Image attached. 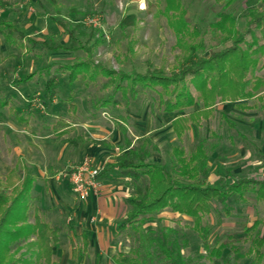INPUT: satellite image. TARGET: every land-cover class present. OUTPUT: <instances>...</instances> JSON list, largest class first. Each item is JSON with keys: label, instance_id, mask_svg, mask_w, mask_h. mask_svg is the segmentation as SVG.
Segmentation results:
<instances>
[{"label": "rangeland", "instance_id": "1", "mask_svg": "<svg viewBox=\"0 0 264 264\" xmlns=\"http://www.w3.org/2000/svg\"><path fill=\"white\" fill-rule=\"evenodd\" d=\"M182 2L191 25L201 30L195 37V41L200 43V54L207 55L211 49H220L232 42L234 36L227 33V29L222 31L213 24L222 11L235 15V26L244 33L243 40L255 42L253 36H257V44L264 43L259 29H255L254 34L245 33L248 11L253 7L263 8L264 0ZM164 4L165 0H0V19L11 21L25 34L42 41L33 44L15 32L18 43L10 45L0 34V193L9 196L8 202L26 197L30 223H34L39 214L62 225L63 231L60 241L54 246L53 255L59 264H116L112 255L119 251L131 252L136 241L130 228L119 230L117 227L123 219L121 217L115 221L113 232L116 234L110 243L90 244L88 241L87 248L72 256L73 247L82 249L85 240L77 233L76 224L79 220L84 224L101 223V215L87 209L88 212L84 211L79 216L71 205L83 199L72 189H66L62 182H54L58 191L55 196L50 192L52 184L43 178L35 181L29 193L27 188L22 189L21 183L27 173L24 165L39 175V167L30 162L48 161L61 152L60 142L66 137L48 136L54 132L52 124L58 117L93 124L92 135L100 132V126H111V120L119 125L118 120L128 118L129 129L141 134L136 140L138 145L132 148L147 147L153 152L147 161L170 168L177 166L174 146L184 148L189 154L196 144L203 142L209 152V175L213 174L211 179L205 176L209 183L237 182L243 177L264 179V100L244 99V105L240 107L244 114L240 118L234 119L231 114L219 111L207 120L203 119L200 125L191 122L184 134L178 137L172 126L175 113L163 110L158 89L138 84L132 91L130 79L121 78V72H144L148 62L171 73L184 58L186 52L176 45V35L162 13ZM77 11L85 13L82 19ZM132 13L136 14V24L120 27L121 17ZM89 17L92 20H88ZM59 21L64 22L66 28ZM226 26L232 25L228 22ZM68 30H73L75 37H71ZM96 39L100 43L93 45ZM132 40L135 45L130 52L128 45ZM243 40L241 45H244ZM83 46L90 47L91 54ZM257 56L259 63L247 77H264V53L259 52ZM88 57L109 68L110 74L99 75L95 81L87 82L81 78L70 82L69 70L59 71L54 67L56 64H74ZM53 74H56L54 92L47 94L46 82ZM117 83L122 87H117ZM191 90L197 96L198 92L192 85ZM114 100L118 102L114 103ZM73 102L74 109L70 107ZM199 107L201 103L197 99L193 108ZM229 108L225 106L226 112ZM74 136L69 135L72 143L73 140L78 142ZM124 146L128 145L121 143L120 148L111 145L104 159L95 160V163L101 164L104 172L113 171L111 164L115 158L127 152ZM16 166L11 177L10 171ZM116 173L119 172L116 170ZM11 180L19 182L18 189L12 190ZM146 181L145 176L140 179L141 183ZM243 191L241 196L238 192L231 194L226 203L229 213L225 211L227 206L214 202L213 210L203 219L207 229L205 236L198 233L192 217L170 209L148 218L144 228L157 233L166 226L171 228L173 231L168 236L170 239L176 237L181 244L185 264H211L210 249L222 242H227L222 254L223 264H264V259L258 262L256 255L248 252L257 230L264 235V200L257 198L251 184ZM58 198L70 207L65 204L60 211L52 210ZM43 203L47 209L37 210L36 206ZM15 208L18 209L16 204ZM256 218L261 220L260 224L247 230ZM21 224H9L7 227L15 229ZM84 224L83 227L86 226ZM29 240L33 239L22 237L12 241L11 254L20 259L32 258L35 264H42L37 261V249L32 253L28 248L26 242ZM96 247L101 253L98 256L95 255ZM156 254L159 253L154 254L153 260L148 259V263L166 264Z\"/></svg>", "mask_w": 264, "mask_h": 264}, {"label": "trees", "instance_id": "2", "mask_svg": "<svg viewBox=\"0 0 264 264\" xmlns=\"http://www.w3.org/2000/svg\"><path fill=\"white\" fill-rule=\"evenodd\" d=\"M162 13L176 35V45L186 52L184 58L178 62L176 70L171 73L164 67L148 62L144 72L131 74L121 72V78L130 79L129 87L132 91L138 84L142 87L158 89L163 110L167 113L178 112L172 121L178 137L184 134L191 122L199 124L202 118L209 117L217 102L264 98V77L256 75L247 77V74L257 67L259 63L257 54L264 53V43L257 44V36H253L255 42L243 40L244 33L235 26L234 14L222 11L220 18L213 22L217 29L222 31L227 29V33L234 36L232 42L220 49H211L207 55H203L199 53L200 43L195 41V37L201 33V30L191 25L182 0H165ZM77 14L82 19L85 13L77 11ZM247 14L249 17L246 20L245 33L254 34L255 29H259L264 37V7L250 8ZM136 19L134 13L124 15L119 25L122 28L135 25ZM228 22L232 26L227 27ZM59 23L65 27L64 22L59 21ZM68 31L71 37H75L73 30ZM15 32L21 39L27 38L33 44L42 42L38 37L34 38L25 34L11 21L0 19V34L10 45L18 43ZM241 40L244 45H241ZM97 43H100L99 39H96L93 45ZM134 45L135 41L132 40L128 45V51H133ZM83 47L91 54L90 47ZM54 67L59 71L69 70L70 82L78 78L95 81L99 75H108L111 72L109 68L101 63H95L90 57L74 64H56ZM55 78L56 74H53L47 79L49 94L54 92ZM191 85L197 90V96L192 92ZM117 87H122V84L117 83ZM197 99L202 104L198 109L193 108ZM117 102L118 100H114V103ZM68 124L67 121L58 117L53 124V129L57 131ZM152 153L144 146L140 149L131 148L119 154L111 164V167L119 172L118 174L130 179L128 181L132 191L128 200L130 208L118 228L119 230L130 228L134 235L132 238L136 241V246L131 249V252L119 251L112 256L116 264H149L148 259L153 260L155 253H159L156 254L157 258L165 261L166 264H185L181 244L176 237L170 239L168 236L169 232L173 231L171 228L166 226L160 233L144 228L148 218L154 217L164 209L192 217L198 233L205 236L204 231L207 229L203 219L213 210L214 202L226 207L232 193L238 192L241 196L244 193L243 188H248L250 184L257 198L264 200V179L243 177L237 182H227L222 185L207 182L205 176L209 173L207 164L209 152L203 142L196 144L189 154L184 148L174 146L176 168L147 161ZM16 168L17 166L10 171L11 177ZM103 173L104 171L100 174L103 175ZM144 176L147 177V181L141 183L140 179ZM11 181L12 190L18 189L19 182ZM21 184L24 187L22 189L27 188L29 193L33 186V177L27 172ZM8 198L7 194L0 193V264H35L32 258H16L10 252L12 241L22 237L33 239L26 244L32 253L35 252L34 249H37L35 253L38 262L59 264L53 255L54 246L60 241L62 227L42 218L39 214L34 223H30L28 204L24 200L26 197L20 200L12 199L10 202ZM15 204L18 209L15 208ZM36 207L37 210H41L39 206ZM225 211L229 213L230 208L227 206ZM19 223H22L19 228L7 227L9 224ZM259 224L260 220L257 219L246 229L255 228ZM84 239L82 249L73 247V256L77 254V251H83L88 247L87 235H84ZM226 246L227 242H222L210 249L211 264H223L222 254ZM263 246L264 235L257 230L248 252L254 253L258 262L264 259Z\"/></svg>", "mask_w": 264, "mask_h": 264}, {"label": "crops", "instance_id": "3", "mask_svg": "<svg viewBox=\"0 0 264 264\" xmlns=\"http://www.w3.org/2000/svg\"><path fill=\"white\" fill-rule=\"evenodd\" d=\"M60 71H68V70H60ZM69 75V73H68ZM69 78V77H68ZM80 79V78H78ZM78 79H75L73 82L77 81ZM89 82V81H87ZM48 94V92H47ZM258 100H264V98ZM243 100L239 101H221L217 102L213 106V111L209 117H211L214 114H217L219 111H222L223 113L231 114V116L235 119L238 118L237 116H240L244 114V111L240 108L242 106ZM244 104V103H243ZM202 106V104H201ZM225 106H229V110L226 112ZM73 109L76 107L75 103H71V106ZM201 108V107H199ZM250 108V107H249ZM198 109V108H197ZM230 112V113H229ZM167 113V112H166ZM168 113H175L176 117L178 114L177 111L174 112H168ZM207 118H202L200 123H202V120ZM63 119V118H62ZM126 119V120H125ZM172 119V121H173ZM65 120V119H63ZM108 120V119H107ZM67 121L69 124L67 126H63L60 130H57L54 132H51L48 136L52 137H66L65 139H62L60 144L62 145L61 152H59L58 156H53L48 161H39L36 162V160H32L30 163L31 165L35 167H39V175L37 173H34V171L30 168H27L24 165V168L27 169V172L33 177V186L35 184V181L38 180V178H43V180H47L52 184V187H50V192L52 194L58 195V191L54 187V182H59L64 184L66 189H71V185L66 177H63L57 173L62 171V169L65 166H68L71 163H78L82 160V158L85 155H90L94 157V160L100 161L104 159L106 155L107 150H111L112 147L120 148L119 145L121 143H125V145H128L127 147L124 146L125 151L130 150L135 144L136 140L139 139L141 134L139 132L136 133L131 131L129 129L128 118H124L122 120H118L119 125H116L115 122H112V125H108V127L100 126V132L98 134L92 135L90 132L92 130L93 124H87L82 121L78 120H72ZM196 124V125H200ZM54 124V123H53ZM52 124V126H53ZM173 126V123H172ZM138 128V127H137ZM65 131H62L64 130ZM174 130V128H173ZM130 131V132H129ZM175 132V130H174ZM70 134H75L74 138L78 139V142L73 143L70 142L71 138H69ZM176 134V132H175ZM176 136H178L176 134ZM138 145V144H136ZM121 150V149H120ZM121 154V153H120ZM209 161V160H208ZM155 162V161H154ZM248 163V162H247ZM209 167V162L207 163ZM164 165V164H163ZM113 171H105L103 175H101L100 180L102 182L101 187L98 192H94L88 196L84 201L80 200L77 201L75 205H71L72 209L75 210V212L82 216L84 211H87L90 209L91 213H99L101 215V223L97 224H91L88 222V224H84L81 220L76 224L77 233L81 234V236L87 235L88 241L91 243H107L112 240L113 236L116 234V232H113V228H116L117 219H120L121 217H125L128 209L130 208L129 205V197H130V185L128 181L130 180L128 177H124L120 174L116 173V169H112ZM115 171V172H114ZM210 172V169H209ZM210 179L213 177V174L207 175ZM227 183V182H225ZM216 184V183H215ZM224 184V183H223ZM222 185V184H217ZM32 186V188H33ZM45 189V188H44ZM32 190V189H31ZM72 191V190H71ZM41 192L43 193V190L41 188ZM46 192V191H45ZM47 193V192H46ZM40 195V194H39ZM45 195V194H44ZM40 199V196H39ZM78 200V199H77ZM67 202H64L63 199L58 198L56 201V206L52 207V210L54 211H60L64 208V205ZM42 210L47 209V206L43 203L42 205H37ZM66 206L69 208L70 205L66 204ZM88 209V210H87ZM163 211V210H162ZM160 213V212H159ZM178 213V212H175ZM99 215V216H100ZM47 219V218H46ZM256 218L255 220H257ZM49 220V219H48ZM123 220V219H122ZM121 220V221H122ZM254 220V221H255ZM260 220V219H258ZM50 221V220H49ZM120 221V222H121ZM253 221V222H254ZM119 222V223H120ZM252 222V224H253ZM261 222V220H260ZM53 223V222H52ZM57 225H62L60 223H54ZM86 225L83 227L82 225ZM119 225V224H118ZM117 225V227H118ZM86 231H85V230ZM108 229H112L109 230ZM63 229H61L60 234L62 233ZM74 236V234H73ZM88 242V245H89ZM100 249L96 247L95 249V255H100ZM71 255L73 256V249L71 252ZM114 255V254H113ZM112 255V256H113Z\"/></svg>", "mask_w": 264, "mask_h": 264}, {"label": "built area", "instance_id": "4", "mask_svg": "<svg viewBox=\"0 0 264 264\" xmlns=\"http://www.w3.org/2000/svg\"><path fill=\"white\" fill-rule=\"evenodd\" d=\"M88 20L92 18L89 17ZM102 169L103 166L95 163L91 156H84L80 162L66 166L58 174L69 180L71 189L80 199H86L90 194L99 191L102 184L100 180Z\"/></svg>", "mask_w": 264, "mask_h": 264}]
</instances>
